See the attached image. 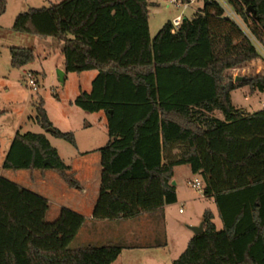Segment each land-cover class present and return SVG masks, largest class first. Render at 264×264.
Instances as JSON below:
<instances>
[{
	"label": "trees",
	"instance_id": "trees-1",
	"mask_svg": "<svg viewBox=\"0 0 264 264\" xmlns=\"http://www.w3.org/2000/svg\"><path fill=\"white\" fill-rule=\"evenodd\" d=\"M201 1L190 18L176 28L166 21L153 37L148 0H61L19 12L11 28L59 41L65 73L96 71L91 90L70 102L102 110L107 121L93 219L131 218L174 203L173 167L189 164L203 180L202 194L213 198L222 227L205 209L203 230L171 264H264V107L249 113L231 99L245 86L250 94L264 91V75L233 80L228 73L263 58L255 42L264 51V0ZM5 8L0 0V16ZM8 51L12 68L35 59L31 48ZM34 107L43 129L75 145L73 132L53 126L40 96ZM3 167H52L67 186H79L42 132H15ZM48 208L45 197L0 175V264H110L123 249L110 243L70 247L84 216L62 207L46 221Z\"/></svg>",
	"mask_w": 264,
	"mask_h": 264
},
{
	"label": "rangeland",
	"instance_id": "rangeland-1",
	"mask_svg": "<svg viewBox=\"0 0 264 264\" xmlns=\"http://www.w3.org/2000/svg\"><path fill=\"white\" fill-rule=\"evenodd\" d=\"M61 0H6V8L0 16V175L19 186L40 194L48 200L49 208L45 215L46 221H53L62 207L77 209L85 216L89 215L97 199L100 186V154L98 148L108 140L106 117L103 111L90 112L71 104L80 91L91 90V81L96 75L95 70L80 73L67 72L63 83L57 80L56 70L63 69V54L60 42L56 39L40 38L33 34L14 31L11 26L15 16L31 7L49 6ZM148 16L150 36L168 20L180 13L170 0H148ZM202 5L201 0H193L182 12L183 18H190L193 12ZM10 46L31 48L35 59L29 63V68L42 73L36 76L38 89L25 85L24 73L10 66ZM28 68V67H27ZM30 71V70H27ZM233 80L237 77L264 75V57L247 62L228 71ZM40 96L48 118L57 129L73 132L75 145L65 139L56 137L43 129L35 120L34 102ZM232 103L252 112L264 106V91L250 94L248 87H241L231 92ZM214 115L223 119V114L215 110ZM87 130V131H86ZM42 132L50 144L57 149L59 156L70 166L79 182L78 187H69L52 167L44 169L11 170L3 167V160L15 132ZM92 136V141H89ZM42 174V175H41ZM181 187L182 204H176L169 209L168 229L171 234L173 250L171 256H178L187 245V236L193 235L192 226L200 224L203 207L209 206V201L198 199L201 192L191 186L193 175L186 167L176 171ZM195 198V199H193ZM202 200V201H201ZM182 207L184 213H178ZM188 221H192V225ZM219 224V219H216ZM111 224V225H110ZM99 223L97 219H85L83 227L75 235L70 247L87 244L101 245L105 243L126 247L129 242L136 243L141 239L124 238L122 228L117 232L112 223ZM157 236L155 240L164 242L162 220H153ZM149 226H145L147 229ZM160 230L162 232H160ZM146 240H149L146 237Z\"/></svg>",
	"mask_w": 264,
	"mask_h": 264
},
{
	"label": "crops",
	"instance_id": "crops-1",
	"mask_svg": "<svg viewBox=\"0 0 264 264\" xmlns=\"http://www.w3.org/2000/svg\"><path fill=\"white\" fill-rule=\"evenodd\" d=\"M148 25H149V16H148ZM149 31H150V27H149ZM16 70L21 71L22 74H23V72H25L27 70L39 72L37 70L29 68V63L20 67V68H16ZM39 73H42V72H39ZM40 75L41 74H39L38 76H40ZM242 109L246 112L251 113L250 111H248L245 108H242ZM214 112H215V110L212 113L213 115H214ZM252 112H254V111H252ZM102 116L105 117L104 112H103ZM88 138H89V141H92V136H89ZM179 167H186V170L191 171L189 164H181V165H176L173 167V176H172L171 181L175 182L172 185L175 186L176 197H177V199L174 203L166 204V205H164L160 208H157L155 210H152V211L142 212L141 214H139L135 217H131V218L98 220L99 223H101V224L105 223V225L107 223L108 224L112 223V225L116 223L115 226L113 225V229L117 232V228L121 229V230L123 228L124 231L122 233H120V236L122 234L124 238L141 239V241H136V243L129 242L128 245H126V247H123V249L121 250V252L117 256V258L113 262H111L110 264H171L172 261L176 257H178V256H176V257L171 256V251L173 250V246L171 244V234L169 233V229H168V220H169V209L172 206H175L176 204H180V205L182 204V200L180 197L181 193H182L181 187L179 186L178 179L176 177V171ZM192 175L194 177L195 175H199V174H193L192 173ZM197 198L202 199V200L205 199V200L209 201V206L203 207L202 216H203V212L205 211V209H209L213 214L212 220H213L216 228L220 229L222 227V223H221L220 217L218 215V211H217V208L215 206L213 198L205 197L203 194H201V196H198ZM193 199H195V198H193ZM179 208H182V207H178V213H180V214L184 213L183 209L181 212H179ZM73 210L82 214L84 216V219H93L92 218V209H90L88 216H85L81 211H79L75 208ZM158 219L162 220V224L164 225L163 226V232H164L165 239H164L163 244H162V242L160 243L157 240H155L157 233H155L156 232V230L154 229L155 226H154V224H152V222H153V220L157 221ZM216 219H219V224H217ZM188 222L191 225L193 224L192 221H188ZM199 222L202 223V219H199ZM145 226H149V227H147V229H144ZM82 227H83V225L80 228H82ZM160 232H162V231L160 230ZM192 236L193 235L187 236V242L189 241V239ZM146 237H148L149 240H146Z\"/></svg>",
	"mask_w": 264,
	"mask_h": 264
},
{
	"label": "built area",
	"instance_id": "built-area-1",
	"mask_svg": "<svg viewBox=\"0 0 264 264\" xmlns=\"http://www.w3.org/2000/svg\"><path fill=\"white\" fill-rule=\"evenodd\" d=\"M193 2V0L187 2V1H182V0H170V3L175 6L176 8H180V13H178L176 16H174V18L172 19V25L174 28L178 27L181 23V20L183 18L182 12L187 9L189 7V5ZM225 12L227 14V16L235 19L237 22L240 23V20L238 19V17L235 15V13L229 8V6L227 4H225L224 2H222ZM253 40V39H252ZM257 48L259 49V51L262 53L263 57H264V51L262 50V48L260 47L259 44H257L255 42ZM24 73V82L25 85L32 88L33 90H37L38 89V81L36 79V77L34 76V74H32L31 71H25ZM191 186L200 191L202 193V189H203V180L199 175H195L191 181ZM182 211V208H179V212Z\"/></svg>",
	"mask_w": 264,
	"mask_h": 264
},
{
	"label": "water",
	"instance_id": "water-1",
	"mask_svg": "<svg viewBox=\"0 0 264 264\" xmlns=\"http://www.w3.org/2000/svg\"><path fill=\"white\" fill-rule=\"evenodd\" d=\"M247 11L248 12H252L254 14V11L251 7H248L247 8ZM56 75H57V80L60 82V83H63L64 82V79H65V71L63 69H57L56 70ZM243 79V77H237L235 78V80H241ZM48 132L52 131L51 128H48L47 129ZM44 163L45 164H48V165H51L50 161L49 160H44ZM175 182L174 181H171V184H174ZM191 230L193 231V234H197V233H200L202 230H203V226H202V223H200L198 226H192L191 227Z\"/></svg>",
	"mask_w": 264,
	"mask_h": 264
}]
</instances>
